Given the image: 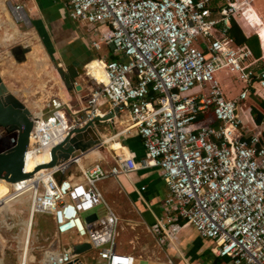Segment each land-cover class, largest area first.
Segmentation results:
<instances>
[{
	"label": "built area",
	"instance_id": "built-area-1",
	"mask_svg": "<svg viewBox=\"0 0 264 264\" xmlns=\"http://www.w3.org/2000/svg\"><path fill=\"white\" fill-rule=\"evenodd\" d=\"M65 1L72 19L99 28L116 58L101 61L106 80L90 75L96 85L83 116H76L71 106L68 111L63 106L30 109L33 128L25 170L27 162L41 154L49 153L51 160L52 148L69 131L103 115L99 107L106 101L127 110L130 123L125 131L136 130L146 155L139 162L126 155L109 166L101 160L86 164L89 150L62 166L43 168L35 189L31 180L9 182L10 199L0 207L29 195L27 220L21 234L13 236L16 264H142L133 252L119 249L120 217L99 183L149 167L160 168L169 189L165 206L170 219H159L153 227L162 244L178 234L184 221L201 237L213 240L215 253L229 256L233 264H264V117L245 135L237 113L238 102L251 88L261 91L264 99V69L256 70L252 51L228 36L240 10L237 2L220 0L214 6L213 0ZM3 4L16 21L29 20L21 0ZM93 44L99 47L96 40ZM223 70L246 83L238 99L226 96L217 77ZM1 128L0 137L8 135L2 149L6 151L18 132ZM58 170L66 177L57 178ZM100 205L103 214L95 211ZM39 214L54 224L55 239L67 236L69 241L57 248L43 247L36 261L34 251L40 247L31 231ZM91 214L96 218L87 221ZM79 243H89L91 250L72 257V246ZM5 249L0 243V264H6Z\"/></svg>",
	"mask_w": 264,
	"mask_h": 264
},
{
	"label": "crops",
	"instance_id": "crops-1",
	"mask_svg": "<svg viewBox=\"0 0 264 264\" xmlns=\"http://www.w3.org/2000/svg\"><path fill=\"white\" fill-rule=\"evenodd\" d=\"M21 1L24 4L30 25L36 35L41 39V44L45 48L46 54L54 59L56 67H61L69 72L76 70L77 76L75 78V84L81 86L80 90L76 88L67 90L66 88L63 89V86L60 84V88H62H59V94H61V96L51 98L45 106L48 107V109L60 108L63 106L67 111L68 106H71L72 110L77 111L76 116H83V110L90 98L91 91L96 85L94 84L93 78L88 73L87 67L96 64V60L100 62L105 60L93 54V49H99L102 44H106L101 39V35L98 32L99 28L86 22L72 19L65 0ZM235 1L241 6L244 5V2H249L248 4L251 5V8L248 10L255 23V25H253L251 21L244 18L241 10H239V12H241V17H238L237 14V16L235 15L234 18L249 41L239 46H245L252 51L254 59L258 60L256 70L264 69V0ZM217 4L219 5L221 2L217 0L216 5ZM12 23H14L13 19ZM259 26H261L260 29L258 28ZM261 29L263 30L260 31ZM93 40L99 43V47L94 46ZM28 56L36 60L38 58V49H36V51H30ZM106 58L109 60L116 57L112 54L108 55ZM92 60H95L94 63H89ZM221 74L224 75V77L220 76ZM226 75L231 79L230 81L233 84H236V87L238 85L239 93H225L230 99H238L246 83L235 80L223 70L217 74L222 86L223 84L227 86L225 85L227 84V81H225ZM253 83L257 84V82ZM231 88L232 87H229L228 90L232 91L230 90ZM250 90L251 92L248 97L239 101L237 104L238 116L244 122L245 128L243 132L245 135H248L251 130L261 124L264 117V109L260 106L261 101H259L262 100V92L256 90V87ZM253 108L261 113L262 117L260 122L256 121L255 114L252 110ZM99 110L104 114H97L94 116L93 120L97 116L103 117L95 120V129L97 132H100L101 135L109 136L110 140H114L112 150L106 145L105 149L102 151L104 156L101 158L95 156L93 161H105L104 163L109 166L110 162L108 160L114 159V163L112 164H115L119 156L133 155L137 162L142 160L146 155L142 138L137 134L135 129L130 133L125 131V128L130 123L127 110L113 107L112 104L107 101L100 105ZM72 117L74 118L73 115ZM99 125L101 128L100 130H98ZM88 136H91V134L89 133ZM93 155L100 154L94 149L91 154L85 156L88 157ZM62 177L66 176L62 175L61 178ZM100 184V188L104 195L114 203L115 209L118 210L121 215L130 212L132 217L135 216L139 221L142 220L144 229H147L153 239H155V237L159 239V236L153 232L154 225L159 219H163L164 221L170 219V214L167 212L165 206V200L169 195V189L161 175L160 168H138L129 173H121L115 177L105 179ZM109 194H114V197L111 198ZM146 215H149L150 219H148ZM180 223L182 224V228L172 240L166 241L165 244L157 240L160 245L157 247L160 251L164 252L166 258L164 261L157 262V264H166L167 262H173L175 264H214L217 257L223 260L222 264H226L224 260L225 257L228 258L227 264H233L229 256H219L215 253V242L213 240L201 237L194 228L196 231L195 233H197L196 237L189 231L190 227H193L191 224L185 223L184 221H180ZM144 229L142 231H144ZM134 234H137L136 237L139 238L140 244L144 246L148 245L143 233L136 232ZM119 249L121 251H126L121 249L120 246ZM147 262L151 264V262Z\"/></svg>",
	"mask_w": 264,
	"mask_h": 264
},
{
	"label": "rangeland",
	"instance_id": "rangeland-1",
	"mask_svg": "<svg viewBox=\"0 0 264 264\" xmlns=\"http://www.w3.org/2000/svg\"><path fill=\"white\" fill-rule=\"evenodd\" d=\"M3 2L4 0H0V75L2 76L3 81L4 79H6L4 83L8 87L9 91L16 94L29 109H43L51 98L61 96V94H59L60 84L61 86L63 85V89L66 86L64 84V81L62 80L60 73L56 68V65L54 64V59H52L46 54V50L41 44V39L38 37V35H36L35 31L32 29L29 20L27 22L16 21L14 19L11 9L9 8V10H5L6 7L4 6ZM216 3L217 0H213V5H216ZM236 14L238 15V17H241V12H238ZM10 17L15 20L17 30H14L12 26L9 25ZM6 35L12 36L10 41L8 40L9 42L4 41ZM17 46H22L23 48L27 49L25 58H23L21 54H18L19 57H17L16 53L12 51L13 48ZM36 49H38V58L35 60L33 57H29L28 53L33 50L36 51ZM113 53L114 50L112 46L107 44H102L101 48L99 49H93L94 56L102 57L105 60H108L106 57H108V55H112ZM2 66H4V68ZM4 69L6 70L4 71ZM220 76L224 77V75L222 74ZM230 80L231 79L228 78V76L226 75L225 81H227V84L225 85H227L228 87L224 86L223 84L222 87H224L225 89L224 92H226L227 94L234 92L238 94V85L236 87V84H233ZM229 87H232L230 89L232 91L228 90ZM32 88L34 89L32 90ZM207 91L208 88L204 90V93H207ZM226 96L228 97V95ZM1 130L2 128L0 127V132ZM6 136L8 135L4 133L2 137H0V151L5 148ZM106 137L107 136L102 135L103 140H106ZM108 161L110 162H108L109 164L114 163V159ZM88 162H93V158H88V160H86V164H89ZM70 169L73 170L74 166L72 165ZM100 183L99 186L101 185ZM10 186L11 185L9 182L0 179V198L3 197L4 193L9 192ZM109 196L112 198L114 197V194H109ZM104 197L109 203V205L116 211V213L121 218V223L119 224L118 228L120 234L117 237L121 249L126 251H132L139 258H143L141 260L142 264H147V261L155 263L159 261H164V259H166L164 256V252L160 251V249L157 247L160 246L158 243V241L160 240L158 238L156 239V237V240L153 239L147 229H144V224H142V220L139 221V219L135 216L132 217L130 212L121 215L119 211L115 209L114 203H112L111 200L106 197V195H104ZM28 203L29 195L23 194L19 197H16L14 200H10L8 206L0 207L1 211L3 208H7L4 214H0V243L2 244V246H6V249L4 250L5 255L3 256L6 264H16V257L14 256L16 249V241L13 236H19L21 234L20 229L24 225V222L27 220L28 217ZM104 209V206L100 205L95 208V211L103 214L105 211ZM146 216L148 217V219H150L149 215ZM54 228L55 226L48 216L41 214L36 215L31 231V234L34 236L35 246L39 245L40 247V249L37 248L34 251L36 261L40 260L42 256L43 247L46 248L49 246L51 248H57L59 245L63 246L67 241H69V237L67 236H61L59 239H55L53 237ZM143 229L144 231H142ZM189 231L197 237V233H195L196 231L194 227H190ZM136 232H141L144 234L146 243L148 245L144 246L143 244H140L139 238L136 237L137 234H134ZM224 260L227 264L228 258L225 257Z\"/></svg>",
	"mask_w": 264,
	"mask_h": 264
},
{
	"label": "water",
	"instance_id": "water-1",
	"mask_svg": "<svg viewBox=\"0 0 264 264\" xmlns=\"http://www.w3.org/2000/svg\"><path fill=\"white\" fill-rule=\"evenodd\" d=\"M12 51L16 53L17 57H19L18 54H21L25 58L27 49L22 46H17ZM56 68L67 90L73 88L77 90L81 89L80 85L75 84V78L77 76L76 70L69 72L61 67ZM98 118L103 117L97 116L85 126L77 127L69 131L68 135L52 148L50 162L40 164L36 167V170L27 172L24 168V161L29 145L30 133L33 128V115L22 100L16 94L9 91L0 75V127H10L12 130L18 132V136L11 148L0 152V179L15 183L31 178L42 167L51 168L62 166L74 155L93 149L103 151L106 144L104 145L101 133L97 132L94 126V122ZM100 129L99 125L98 130ZM89 133L91 136H88ZM55 176L60 179L62 172L58 170ZM95 218L96 214H91L86 217V220L91 221ZM89 250H91L89 243L74 244L70 255L72 257H78L80 254Z\"/></svg>",
	"mask_w": 264,
	"mask_h": 264
},
{
	"label": "bare ground",
	"instance_id": "bare-ground-1",
	"mask_svg": "<svg viewBox=\"0 0 264 264\" xmlns=\"http://www.w3.org/2000/svg\"><path fill=\"white\" fill-rule=\"evenodd\" d=\"M2 2V1H1ZM249 2H244V5H238V8L241 10V12H242V14H243V16H244V18H247L248 19V21H251L252 23H253V25H255V23H254V21L252 20V17L250 16V13H249V10L248 9H250L251 8V5L250 4H248ZM4 7V6H3ZM5 10H8L7 8L5 9ZM4 12V11H3ZM5 14H7V13H5ZM10 15V14H9ZM17 15V14H16ZM7 16V15H6ZM9 18V17H8ZM14 20V19H13ZM26 21H28V19L26 18ZM10 26H12V28L14 29V30H17V27H16V22H15V20H14V23H12V19H11V17H10ZM259 29L261 28V26H259L258 27ZM11 29V28H10ZM8 31V30H7ZM3 33V32H2ZM11 34V33H10ZM11 37L12 36H10V35H6V38L4 39V41L5 42H7L8 40L10 41V39H11ZM1 38V37H0ZM8 41V42H9ZM5 47V46H4ZM1 57V56H0ZM94 61L95 60H92L91 62H89V63H94ZM97 62H96V64H94V65H91L90 67H87V69H88V73L90 74V75H92V76H95L98 80H106V75H105V70H104V65H103V63L102 62H100L99 60H96ZM54 66V65H53ZM3 68H4V66H2ZM11 67V66H10ZM7 69V68H6ZM6 69H4V71L6 70ZM2 71H3V69H2ZM9 76V75H8ZM53 76V75H52ZM51 76V77H52ZM12 77H13V75H12ZM6 79H4V81H5ZM32 81V80H31ZM30 81V82H31ZM54 81V80H53ZM52 81V82H53ZM61 81V80H60ZM34 82V81H33ZM32 82V83H33ZM48 82V81H47ZM39 83V82H38ZM63 83V82H62ZM34 84V83H33ZM40 84V83H39ZM48 85V84H47ZM56 85V84H55ZM63 86V85H62ZM30 87V86H29ZM59 87V86H58ZM19 88V87H18ZM35 88V87H34ZM34 88H32V90L34 89ZM40 88V87H39ZM66 88V87H65ZM61 89V88H60ZM40 91V90H39ZM47 92V91H46ZM16 93V92H15ZM39 94V93H38ZM19 95V94H18ZM31 95V94H30ZM29 95V96H30ZM28 96V97H29ZM67 96V95H66ZM40 99V98H39ZM67 99V98H66ZM32 101V100H31ZM28 105H32V104H28ZM32 109V108H31ZM101 115V114H100ZM112 133V132H111ZM114 140V139H113ZM113 140H110V137L109 136H107L106 137V140H103V142L107 145V147H109L111 150H112V145H113ZM4 145V144H3ZM2 146V145H1ZM121 147V146H120ZM94 150V149H93ZM93 150H91L90 152H88V153H86V155L87 154H91L92 153V151ZM98 152H99V154L100 155H93V156H88V157H91V158H94L95 156H98V157H102V156H104V153L102 152V151H100V150H98V149H96ZM87 157V158H88ZM50 160V154L49 153H47V154H41L39 157H38V159L37 160H29L28 162H27V164H26V171H28V172H31V171H33V170H36V166L39 164V163H42V162H44V163H46V162H48ZM89 163V162H88ZM44 167H42V168H40V169H38L35 173H34V175L31 177V178H28V179H25L24 181L26 182H28V181H30L31 180V183H34V189H35V183H36V180H37V178L40 176V174L43 172V171H45V169H43ZM1 180H4V179H1ZM6 181V180H5ZM16 184V183H15ZM4 193V192H3ZM2 193V194H3ZM8 199H10V197L7 195V193H4V195H3V197L2 198H0V204H4ZM7 203H8V201H7ZM9 208V207H8ZM3 209H5V208H3ZM0 211H1V208H0ZM11 211V210H10ZM6 216V215H5ZM9 216V215H8ZM33 227V226H32ZM151 264H157V262L155 263V262H151Z\"/></svg>",
	"mask_w": 264,
	"mask_h": 264
},
{
	"label": "trees",
	"instance_id": "trees-1",
	"mask_svg": "<svg viewBox=\"0 0 264 264\" xmlns=\"http://www.w3.org/2000/svg\"><path fill=\"white\" fill-rule=\"evenodd\" d=\"M250 16H251V14H250ZM262 30L263 29H261L260 31H262ZM228 36L231 37L233 39L234 43L237 44L238 46L246 44V43L249 42L248 38L243 33L240 25L238 24V22L236 21L235 18H232L231 26H230L229 31H228ZM259 101H261L260 102V106L262 107V109H264V99L259 100ZM252 110H253V112L255 114L256 121L260 122L261 121V117H262L261 113H259L254 108ZM263 115H264V112H263ZM222 261L223 260L220 257H217L216 260L214 261V264H222Z\"/></svg>",
	"mask_w": 264,
	"mask_h": 264
},
{
	"label": "clouds",
	"instance_id": "clouds-1",
	"mask_svg": "<svg viewBox=\"0 0 264 264\" xmlns=\"http://www.w3.org/2000/svg\"><path fill=\"white\" fill-rule=\"evenodd\" d=\"M23 102V101H22ZM24 103V102H23ZM25 104V103H24ZM26 105V104H25ZM31 111V110H30ZM32 113V112H31Z\"/></svg>",
	"mask_w": 264,
	"mask_h": 264
}]
</instances>
